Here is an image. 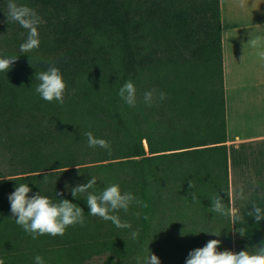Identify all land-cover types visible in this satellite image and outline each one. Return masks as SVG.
<instances>
[{"label": "trees", "instance_id": "1", "mask_svg": "<svg viewBox=\"0 0 264 264\" xmlns=\"http://www.w3.org/2000/svg\"><path fill=\"white\" fill-rule=\"evenodd\" d=\"M16 2L42 23L40 47L21 53L28 32L8 22V0H0V58L18 57L0 72V264H35L37 255L45 264H142L150 252L161 264H185L211 239L222 241L218 251H234L232 217L209 210L215 195L229 206L221 0ZM50 65L66 81L63 105L35 90L36 73ZM128 80L134 107L118 95ZM153 89L149 106L144 93ZM87 131L109 141L111 154L90 148ZM91 176L97 194L118 184L147 204L117 213L132 228L91 216L87 193L72 196ZM18 184L30 196L69 199L84 209L85 224L33 239L11 214Z\"/></svg>", "mask_w": 264, "mask_h": 264}, {"label": "clouds", "instance_id": "2", "mask_svg": "<svg viewBox=\"0 0 264 264\" xmlns=\"http://www.w3.org/2000/svg\"><path fill=\"white\" fill-rule=\"evenodd\" d=\"M243 7V3H241ZM6 16L8 22L19 24L28 32L26 40L20 44L21 53H31L40 47V38L38 25L42 23L41 18L34 9L27 5H20L16 0H8ZM248 44L257 47L258 39H252ZM259 56L264 59V52H260ZM18 57L0 58V72H8ZM31 62V56H30ZM36 79L40 82L36 87L42 99L48 102H59L64 104V94L66 91V81L63 78L60 69L54 65H50L46 71L36 73ZM156 90H149L144 93V103L151 106L155 100ZM118 95L129 106L134 107L137 102V89L131 80L125 82L120 88ZM165 99V93H159V100ZM82 135L87 137V143L90 148L100 147L111 154V144L109 141L97 138L91 131L83 132ZM79 168V166H76ZM80 169V168H79ZM67 170V169H66ZM65 170V171H66ZM9 180H12L9 178ZM97 184V178L91 176L87 183L79 184L71 189L73 197L78 194L87 193L86 202L90 208L91 216L99 217L105 221H111L118 229H130L132 225L128 221H122L117 214L119 211L127 213L132 204L147 207V204L138 199L131 192H122L118 184H110L103 191L97 194L94 187ZM190 195L193 201L199 199L197 193L193 190L194 184L190 182ZM92 190V191H90ZM31 188L28 184H18L15 191L9 194L11 205V214L15 218L16 224L21 226L23 230L36 239L42 235L63 236L66 229L77 224L83 226L85 224L84 209L78 207L69 199H60L59 203H54L41 192L29 195ZM58 197L63 196L62 192H57ZM229 203L226 207L222 197L215 195L211 197L212 205L210 212L219 214L224 217L235 216V209L231 207L233 191L231 186L227 191ZM236 196L244 199L243 189H240ZM139 215V213H136ZM257 223L264 220V209L256 206L252 207L250 212ZM243 236V230H238ZM210 234L219 236V232L206 231ZM184 233H182L183 235ZM133 240L138 239L139 230L130 233ZM222 243L219 239L209 240L205 246L191 250L186 258L185 264H264V247L255 253L249 250L235 252L232 250L218 251V246ZM35 264H45L44 259L37 255L34 257ZM139 264V261H138ZM142 264H161L160 258L150 252L143 258Z\"/></svg>", "mask_w": 264, "mask_h": 264}, {"label": "crops", "instance_id": "3", "mask_svg": "<svg viewBox=\"0 0 264 264\" xmlns=\"http://www.w3.org/2000/svg\"><path fill=\"white\" fill-rule=\"evenodd\" d=\"M221 8L233 249L255 253L264 247V220L250 215L254 204L264 209V0H221Z\"/></svg>", "mask_w": 264, "mask_h": 264}, {"label": "rangeland", "instance_id": "4", "mask_svg": "<svg viewBox=\"0 0 264 264\" xmlns=\"http://www.w3.org/2000/svg\"><path fill=\"white\" fill-rule=\"evenodd\" d=\"M101 260L99 258L92 260L91 262H89L88 264H98Z\"/></svg>", "mask_w": 264, "mask_h": 264}, {"label": "water", "instance_id": "5", "mask_svg": "<svg viewBox=\"0 0 264 264\" xmlns=\"http://www.w3.org/2000/svg\"><path fill=\"white\" fill-rule=\"evenodd\" d=\"M146 143V142H145Z\"/></svg>", "mask_w": 264, "mask_h": 264}]
</instances>
